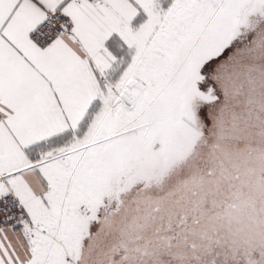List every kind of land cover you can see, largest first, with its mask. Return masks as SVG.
<instances>
[{
	"label": "snow or ice",
	"instance_id": "6c2138e0",
	"mask_svg": "<svg viewBox=\"0 0 264 264\" xmlns=\"http://www.w3.org/2000/svg\"><path fill=\"white\" fill-rule=\"evenodd\" d=\"M0 264H264V0H0Z\"/></svg>",
	"mask_w": 264,
	"mask_h": 264
}]
</instances>
